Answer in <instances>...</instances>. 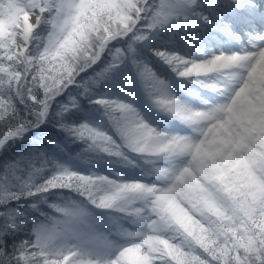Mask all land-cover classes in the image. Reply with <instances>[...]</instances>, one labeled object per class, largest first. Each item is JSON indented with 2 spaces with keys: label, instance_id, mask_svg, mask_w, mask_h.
<instances>
[{
  "label": "snow or ice",
  "instance_id": "6c2138e0",
  "mask_svg": "<svg viewBox=\"0 0 264 264\" xmlns=\"http://www.w3.org/2000/svg\"><path fill=\"white\" fill-rule=\"evenodd\" d=\"M0 264H264V0H0Z\"/></svg>",
  "mask_w": 264,
  "mask_h": 264
}]
</instances>
